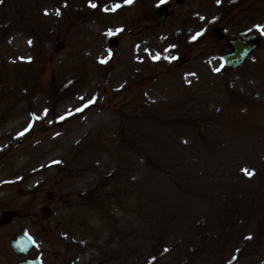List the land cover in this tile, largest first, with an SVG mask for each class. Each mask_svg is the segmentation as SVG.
Instances as JSON below:
<instances>
[{"label":"rangeland","instance_id":"rangeland-1","mask_svg":"<svg viewBox=\"0 0 264 264\" xmlns=\"http://www.w3.org/2000/svg\"><path fill=\"white\" fill-rule=\"evenodd\" d=\"M15 231L38 264H264V0H0V264Z\"/></svg>","mask_w":264,"mask_h":264},{"label":"water","instance_id":"water-1","mask_svg":"<svg viewBox=\"0 0 264 264\" xmlns=\"http://www.w3.org/2000/svg\"><path fill=\"white\" fill-rule=\"evenodd\" d=\"M173 1L175 4H181L184 0ZM150 16L155 23L161 22L167 16L166 6H158L151 12ZM211 36L214 39H223L225 36L224 29L215 27L211 31ZM259 40V36L255 33H247L237 37L227 38L225 43L229 47V51L221 55L220 61L223 63L222 65L228 70L240 66L246 57L257 47ZM107 44L115 46L116 38L114 36L109 37ZM7 242L12 253L18 257L15 264H37V260L33 256H27V253L33 245V241L28 235L15 231L11 234Z\"/></svg>","mask_w":264,"mask_h":264},{"label":"snow or ice","instance_id":"snow-or-ice-1","mask_svg":"<svg viewBox=\"0 0 264 264\" xmlns=\"http://www.w3.org/2000/svg\"><path fill=\"white\" fill-rule=\"evenodd\" d=\"M127 2L128 3H131L132 2V0H127ZM165 2V0H161V3H164ZM93 7H95V5H92ZM197 35H200V34H197ZM194 39H195V37H194ZM218 70V69H217ZM245 171V174L246 175H249V176H251L252 175V173H250V172H248L247 170H244Z\"/></svg>","mask_w":264,"mask_h":264}]
</instances>
